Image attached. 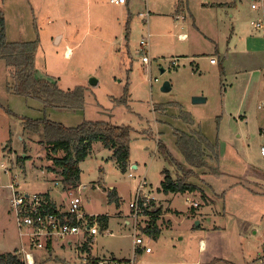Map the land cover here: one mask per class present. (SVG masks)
Wrapping results in <instances>:
<instances>
[{
	"label": "rangeland",
	"instance_id": "374dc122",
	"mask_svg": "<svg viewBox=\"0 0 264 264\" xmlns=\"http://www.w3.org/2000/svg\"><path fill=\"white\" fill-rule=\"evenodd\" d=\"M175 1L132 0L127 37V18L110 0H0L10 42L40 41L41 28L53 22L67 30L79 29L77 41L83 39V44L75 48L72 58H65L64 42L55 45L49 38L39 48L37 68L64 90L86 87L84 109L46 107L41 100L14 91L15 75L0 56V185L14 179L23 191L48 189L66 208L73 191L82 197L84 212L109 216L108 227L104 229L99 223V233L92 239L71 236L80 242L69 245L57 240L52 252L34 251V264H84L85 260L111 256L131 258L134 219L130 203L135 201L144 179L147 185L143 192L155 198L138 219L137 233L152 248L150 253L137 254L140 264H227L220 259L207 263V256L199 249L201 238L208 242L210 251L216 249L234 257L237 264H261L254 259L261 254L264 235V107H258L264 93L261 97L256 94L260 89L264 91V31L256 29L254 22L264 17V1L259 0L260 6L254 10L252 0H213L219 4L188 0L200 30L213 40L194 26L190 12L186 20L175 19L179 14L175 13ZM57 4L59 16L47 18L48 10ZM158 7L164 14L160 18L150 14L147 21L141 15L147 10L157 12ZM148 31L152 33L149 65L143 62L144 52L140 50V41ZM198 32L203 43L196 50L201 52L185 56L186 45L199 39ZM181 33H187L189 39L180 40ZM212 57L218 61L216 65L211 63ZM173 60L179 66L175 67ZM92 78L99 83L91 84ZM166 81L171 84L169 91L162 90ZM126 86V103H117ZM195 96L206 99L194 102ZM182 110L192 115L194 126L180 117ZM42 118L69 127L85 120L132 126L129 167L123 170L113 158V150L96 141L79 164L80 189L56 185L60 175L47 171L54 165L47 155L48 146L41 142L40 134L25 125L26 120ZM161 119L167 122L163 125ZM159 123L164 140L159 139ZM191 126L209 139L220 141V158L208 160L206 174L193 169L188 181L199 189L178 192L173 205L178 209L173 211L177 216L171 215L173 227H163L158 237L149 236L143 229L151 221L150 212L168 206L162 204L167 195L158 189L165 177L163 171L168 169L177 179L190 169L176 145V131L193 129ZM158 140L164 141L179 162L165 159L158 150ZM64 154L60 151L57 155ZM21 157L24 164L18 161ZM135 164L138 168H133ZM111 186L122 197L120 205L110 201ZM1 193L0 254L14 252L23 259V253L18 252L28 240L20 235L9 189L3 187ZM187 195L199 205L186 203ZM168 211H161L162 225L169 224L165 216ZM127 219L131 223H126ZM226 245H230L229 251Z\"/></svg>",
	"mask_w": 264,
	"mask_h": 264
},
{
	"label": "trees",
	"instance_id": "16d2710c",
	"mask_svg": "<svg viewBox=\"0 0 264 264\" xmlns=\"http://www.w3.org/2000/svg\"><path fill=\"white\" fill-rule=\"evenodd\" d=\"M185 1L181 0V2ZM129 34L130 25L128 21L127 37ZM39 45V39L22 42L8 41L5 18L0 11V56L15 75L14 91L24 97L37 98L46 107L84 109L85 86L77 85L73 89L64 90L53 81L36 77V54ZM221 73H224L223 67ZM127 95L128 86H126L124 95L116 99L117 103H126ZM180 117L187 123H194L192 115L187 111L182 110ZM25 125L34 134L41 135V142L48 146V158L54 163L53 167H49V169L60 175L59 181L66 188H78L80 186L81 169L79 164L90 154L92 145L96 141H101L106 147L113 150V158L123 170H126L130 165L131 132L133 131L130 125H115L103 120H86L77 126L69 127L47 118L26 120ZM176 136V144L190 169L177 179H174L171 173L166 170L165 177L161 182V190L165 193L195 192L199 187L194 182L188 181L192 176L193 169L206 167L209 159L219 160L218 142L211 141L200 130L191 133L180 130L176 131ZM158 150L169 162H179L170 153L164 141H158ZM60 151H64L65 154L63 156L57 155ZM18 161L24 164L22 157ZM109 198L110 201L119 203L120 199L116 190L110 191ZM48 207L52 210L55 205L50 203ZM150 213L151 221L143 230L149 236L158 237L161 229L157 220L161 208L158 207ZM99 216L101 226L106 227L108 215ZM70 221L71 223L76 222L74 216L71 217ZM0 264L26 263L16 253L7 252L0 254Z\"/></svg>",
	"mask_w": 264,
	"mask_h": 264
},
{
	"label": "built area",
	"instance_id": "2783aa9c",
	"mask_svg": "<svg viewBox=\"0 0 264 264\" xmlns=\"http://www.w3.org/2000/svg\"><path fill=\"white\" fill-rule=\"evenodd\" d=\"M259 0H252V8L256 9L260 6ZM264 1V0H260ZM111 3L116 5H123L127 3V0H110ZM141 15L147 21H149V11L142 12ZM185 19L184 15L177 14L176 20ZM256 29L264 31V17L254 22ZM151 37L152 33L147 32V36L140 41V50L144 52L142 54V60L145 64L149 65L151 62ZM212 63L217 62L215 58L210 59ZM173 64H176L173 60ZM158 79H156L157 81ZM259 108L264 107V100L258 105ZM264 132V128L262 129ZM261 153L264 155V145L261 146ZM6 171L8 169L6 168ZM56 185H61L59 180H55ZM147 183L145 179L138 187L135 201L130 203L132 209V217L134 219V240H133V256L128 259H97L93 258L84 264H140L136 258L139 252H152V248L145 243V239L137 233L139 227L138 219L143 217L145 210L149 206V201L152 197L149 194L143 192L144 186ZM5 187L10 192L11 208L14 210L18 226L20 229V235L27 238V246L22 247L23 259L26 264H34L33 252L39 249H46L49 245L55 241H68L71 236L79 237L85 235L86 237H94L99 233V215H90L83 210L82 197L73 194V191L69 194L68 207L62 210L58 207L49 209L50 201L44 194L37 192H26L20 189L19 184L14 181L5 186L0 185V198L1 189ZM80 189V188H78ZM186 203L191 207H197L199 203L194 201L190 196L186 197ZM74 216L76 222L71 223V217ZM261 254H259L258 260L261 264H264V235L260 241Z\"/></svg>",
	"mask_w": 264,
	"mask_h": 264
},
{
	"label": "crops",
	"instance_id": "0c3cea01",
	"mask_svg": "<svg viewBox=\"0 0 264 264\" xmlns=\"http://www.w3.org/2000/svg\"><path fill=\"white\" fill-rule=\"evenodd\" d=\"M68 2H70V3H74L75 2V0H68ZM190 2V1H189ZM188 0H186L185 2H181V0H176L175 1V3H174V5H175V13L177 14V13H181V14H184L185 15V19L184 20H186L187 19V14L189 13L193 18H194V26L195 27H197V29L199 30V32L201 31L200 30V25H199V22H198V20L196 19V17L195 16H193V14H192V12L190 11V9H189V5H188ZM208 4H219L220 2H216V1H213V0H207L206 1ZM114 5H116V4H114ZM116 6H118L119 8H120V10H121V15H125L126 16V18H127V21H126V29H127V22L129 21V25H131V14H132V11H131V7H132V0H127V3L126 4H123V5H116ZM251 6H252V4H251ZM254 9V8H253ZM157 12H152V11H149V13L152 15V17H162V15H164V14H161L162 13V10H160V8L158 7L157 8ZM254 10H257V8L256 9H254ZM59 13H60V9H58V4L55 6V8H51V9H49L48 10V14L46 15L47 16V18H49V19H51L53 16H55V15H58L59 16ZM63 12H61V14H62ZM140 13V12H139ZM174 13V14H175ZM4 15V14H3ZM150 16V15H149ZM4 18H5V22H6V28H7V34L9 33V26H8V20H7V18L5 17V15H4ZM159 24H162L163 26L166 24L165 23V21H159ZM176 24V23H175ZM177 25V24H176ZM96 26H99L100 27V25H96ZM42 29V31H41V34H42V36H41V42H40V45H39V48H40V46L42 47V44H43V40H45L46 42L49 40V38H51V42H54L55 41V45H60L62 42H64L65 44V50H64V53H65V58H72L73 57V53H74V51H75V48H77L78 46H80L81 44H83V39H81L80 41H77V38H78V35H79V29L78 28H74V29H66V27L65 26H62V25H58V24H56L55 22H53V23H50V24H48V25H44L43 26V28H41ZM197 33V34H199V36H200V33ZM202 33H203V35L205 36V37H207V38H209V39H211V40H213L211 37H209L207 34H205L203 31H201ZM126 33H127V31H126ZM121 35H123V32H121ZM127 36V35H126ZM161 36H163V35H161ZM37 39H39V38H37ZM179 39L180 40H182V41H185V40H187V39H189V36L187 35V33H181V35L179 36ZM23 41H25V40H23ZM27 41H32V40H27ZM15 42H17V41H15ZM19 42V41H18ZM20 42H22V41H20ZM112 42L115 44V42H116V40H112ZM74 43V44H73ZM201 43H203L202 42V35L199 37V39L197 40V41H191L190 43H189V45L187 44L186 45V50H185V56L187 55V56H190V55H192V56H196V55H199V53L201 52V50H196V49H198V46H200V44ZM39 48H38V51H37V54H36V77L37 78H45V79H47V77L45 76V74H44V72H38V68H37V65H38V55H39ZM200 51V52H199ZM226 56H227V58L229 57V54L228 53H226ZM177 60H180L179 58H176ZM4 60V59H3ZM5 61V60H4ZM6 63V62H5ZM178 63V62H177ZM212 63V62H211ZM218 63V61L217 62H215V63H212L213 65H216ZM179 64V63H178ZM178 64H176V65H174L175 67L176 66H179ZM7 65V64H6ZM199 65V64H198ZM8 66V65H7ZM9 67V66H8ZM10 69V68H9ZM259 69V68H258ZM224 70H225V67H224ZM256 69H254L253 71H255ZM47 80H49V79H47ZM51 81V80H50ZM97 83H99V80H97ZM76 87V86H75ZM68 90V89H67ZM261 91H258L257 92V94L256 95H259L260 97H261V94L262 93H264V91H262V89H260ZM198 95H200V94H198ZM201 95H203V94H201ZM204 96V95H203ZM206 99V98H205ZM261 99H263V98H261ZM260 99V100H261ZM263 101V100H262ZM202 102H204V101H202ZM260 103V102H259ZM259 103H258V105H259ZM56 109H62V108H56ZM194 120V119H193ZM86 121V120H85ZM103 121H105V120H103ZM161 122H163V125L167 122L165 119L164 120H160ZM159 120H158V122H160ZM191 125H195V120H194V123L193 124H191ZM159 134H160V137H159V139L161 138L162 140H164L163 139V137H161V136H163L162 134L164 133L163 131H162V127L160 126V123H159ZM193 126H191V127H193ZM182 131H185V132H188V133H191V132H193V131H199V129L198 128H194L193 127V129H189V130H182ZM211 140V139H210ZM159 141V140H158ZM211 141H213V140H211ZM176 142H177V139H176ZM213 142H218V145H219V158H220V141L219 140H216V141H213ZM177 145V144H176ZM168 148V147H167ZM209 160H211V159H209ZM133 168H138V165L137 164H135V165H133ZM168 171V172H170L168 169H165L163 172H164V176H165V171ZM201 170V172L203 173V174H206L207 172L205 171V170H208L207 169V167H204V168H201L200 169ZM47 171L48 172H50V173H55L56 174V172H54V171H51L50 169H47ZM172 175V174H171ZM173 177V176H172ZM58 178L56 177V179L55 180H57ZM174 179H176V178H174ZM163 180V179H162ZM63 187V186H62ZM111 188H112V190H116L115 189V187H113V186H111ZM161 192H162V190H161V187L160 188H158ZM26 192H28V191H26ZM116 192H117V194H118V197H119V203H118V205H120L121 204V200H122V197L119 195V192L116 190ZM37 193H41V194H44L45 195V197L52 203V204H54L55 205V207H58V208H60V209H62V210H65L66 209V206L63 204V203H60V204H58L57 203V201L55 200V198L52 196V194H51V192L48 190V189H46V190H42V191H39V192H37ZM185 193H187V192H185ZM178 193H172V192H170V193H165V195H167V197L164 199V201L162 202V204H165V202L168 204V206H166V205H164V207H162V205L161 206H159V208H161V211H162V209L163 210H166L167 208L169 209V211H168V213L167 214H165V216H168L167 217V220L169 221V224H167V225H162V223H161V220H160V216H162V214L160 213L159 214V218H158V220H157V224L159 225V227H160V229L162 230V228L163 227H166V228H171V227H173V220H172V217H171V215H176L177 216V213H175V212H173V211H178V209H176V208H174V200H175V197H176V195H177ZM187 196H189V195H187ZM186 196V197H187ZM151 197H153V198H155L154 196H151ZM1 198H2V193H1ZM162 200V199H161ZM194 200V199H193ZM156 208H158V207H156ZM155 208V209H156ZM164 216V215H163ZM160 221V222H159ZM126 223H131V220L130 219H127L126 220ZM108 225H109V216H108V224H107V226L106 227H104V229L105 228H107L108 227ZM200 225V224H199ZM89 237V236H88ZM87 237V239H89ZM95 237V236H94ZM93 237V238H94ZM91 239H92V237H90ZM80 242V240L78 239V240H74V239H70V240H68L67 242H66V244H69V245H72V244H74V242ZM62 243H64L65 244V242H62ZM208 242H206V240H204L203 238H201L200 239V246H199V249H200V252H202V253H204V256L206 255L207 256V260H206V262L207 263H213V261L214 260H216V259H220V260H223V261H225V262H227V264H237L238 263V261H236L237 259L236 258H234V257H231V256H228V255H226V254H224V253H221V252H218L216 249H214V250H212V251H210V249H209V245L207 244ZM87 244V243H86ZM148 245V244H147ZM227 247H230V245H226V250L228 249ZM231 250H235V249H232V247L230 248ZM45 250H47L48 252H52V250H54V243L53 244H51V245H49L48 246V248H46ZM227 251H229V250H227ZM36 252V251H35ZM35 252L33 253L34 255H35ZM141 253H143V252H141ZM222 254L224 255V256H222ZM258 257H259V255H258ZM258 257H254L253 259L254 260H256L257 259V261H259L258 260ZM97 259H100V258H97ZM108 259H117V260H123V259H120V258H117L116 256H111L110 258H108ZM124 259H128V258H124Z\"/></svg>",
	"mask_w": 264,
	"mask_h": 264
},
{
	"label": "water",
	"instance_id": "95a60500",
	"mask_svg": "<svg viewBox=\"0 0 264 264\" xmlns=\"http://www.w3.org/2000/svg\"><path fill=\"white\" fill-rule=\"evenodd\" d=\"M162 72L165 71V69L161 70ZM91 84H95L97 83V79L96 78H92L90 81ZM171 89V84L169 81L164 82L163 86H162V90L163 91H169ZM194 102H201V101H205V98L201 97V96H195L193 98Z\"/></svg>",
	"mask_w": 264,
	"mask_h": 264
}]
</instances>
